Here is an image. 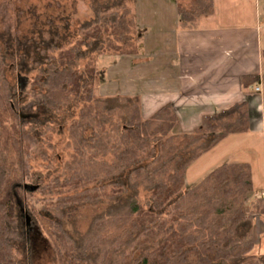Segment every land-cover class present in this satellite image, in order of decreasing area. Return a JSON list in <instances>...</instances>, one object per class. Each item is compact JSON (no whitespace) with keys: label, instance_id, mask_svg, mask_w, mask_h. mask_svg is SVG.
<instances>
[{"label":"trees","instance_id":"trees-1","mask_svg":"<svg viewBox=\"0 0 264 264\" xmlns=\"http://www.w3.org/2000/svg\"><path fill=\"white\" fill-rule=\"evenodd\" d=\"M111 5L94 4L73 42L56 31L24 42L12 60L17 74L35 72L29 93L7 79L0 47V264L18 263L19 207L46 234L57 264H264V253L253 254L251 164L221 162L190 188L184 179L186 168L224 137L249 130L246 101L178 133L169 104L144 118L135 98L96 96L97 56L137 51L132 8ZM177 12L181 27L196 28L214 12V0H178ZM259 78L245 75L242 85ZM72 97L80 106L66 123L69 154L58 169L41 153L43 132L24 111L59 110ZM39 153L50 160L46 180L31 163ZM103 199L121 201L93 216L75 240L62 225L65 210ZM263 203L258 197L253 210L264 214Z\"/></svg>","mask_w":264,"mask_h":264},{"label":"crops","instance_id":"crops-1","mask_svg":"<svg viewBox=\"0 0 264 264\" xmlns=\"http://www.w3.org/2000/svg\"><path fill=\"white\" fill-rule=\"evenodd\" d=\"M177 2L153 0L145 21L136 20L137 51L113 55L117 57L113 63L122 65L115 75L124 79L108 86L103 96L137 99L144 118L169 104L178 119L174 129L178 133L193 132L203 116L246 101L249 130L229 134L219 143L227 140L223 151L232 155L229 161L251 164L253 183L262 185L258 187L264 198V85L262 91H254L256 83L242 85L243 76L261 77L264 70V0H214V12L202 15L196 28L179 25ZM153 55H160L157 79L151 76ZM231 135L238 138L228 139ZM254 144L262 154L252 164L247 155L254 154ZM184 179L188 184L186 172Z\"/></svg>","mask_w":264,"mask_h":264},{"label":"rangeland","instance_id":"rangeland-1","mask_svg":"<svg viewBox=\"0 0 264 264\" xmlns=\"http://www.w3.org/2000/svg\"><path fill=\"white\" fill-rule=\"evenodd\" d=\"M105 1L112 4L111 6H117L119 4L129 5L136 16L135 19L139 23L145 21L147 11L150 8L149 6L153 2V0H0V47L5 51V60L8 63L5 70L7 79L12 83H17V89L20 92L29 93L35 72L32 71L23 75L17 74L13 68L12 60L14 59V55L17 57L18 54L23 52L24 42L30 38H36V41H38L41 35L49 37L53 31L58 32L62 36L64 35L66 38L75 37L74 34L79 25L93 17L94 4H101ZM137 31L134 33L135 51L137 50L138 41ZM74 37L71 38V42L74 41ZM155 51L159 52L156 49ZM113 55H128V53H101L97 56L96 96H103L108 86L111 85L113 88L118 81L124 79L122 75L121 77L115 75L116 72L122 69V65L113 63L114 59L117 58ZM159 57L160 55L157 57L155 55L152 56L153 61L151 60V62L155 67L154 73L151 75L153 79H157L161 75L160 65L159 63L156 64ZM84 61L83 59L81 64H84ZM144 61L143 59L142 62ZM262 84L264 85L263 81ZM25 99H28L27 95H25ZM79 106L80 102L76 97H72L71 104L59 110H51L44 106H35L31 111H24V119L38 131L43 132V135H41V153L44 152L47 158L50 157L54 167L58 166V169L61 162L69 154V149L64 148L68 135L66 123L71 117L76 116ZM46 126H48L47 129ZM234 138H238V136L231 135L228 137V139ZM224 141L227 140H223V142L215 145L211 150L203 153L186 168L185 172L188 178V184L185 183L186 188H190L216 165L232 159V155H227L223 151V148H225L223 147ZM239 148L245 149L243 145ZM253 150L254 154L249 152L247 158H249L248 160L252 164H255L257 160L259 161L262 151L261 147L257 144L253 145ZM44 155L37 154L31 163L40 177L43 176L44 180H46V174L49 170L47 165L50 160L45 159ZM254 186L255 192L248 193L247 204L253 211V238L255 242L253 254L259 255L264 253V216L254 211L253 205L258 197H263V194L259 193L260 188L258 186L262 185L257 180ZM116 201L121 200L103 199L93 204L87 203L71 206L65 210L61 218L62 225L75 240H78L87 230L93 216L104 212L111 204L116 203ZM18 210L22 236L14 243L18 259L17 264H57L54 251L47 240L46 234L40 230L35 220L26 216L27 213L25 210H21L20 207Z\"/></svg>","mask_w":264,"mask_h":264},{"label":"built area","instance_id":"built-area-1","mask_svg":"<svg viewBox=\"0 0 264 264\" xmlns=\"http://www.w3.org/2000/svg\"><path fill=\"white\" fill-rule=\"evenodd\" d=\"M261 86H262V80L261 77L259 78V81L256 83L254 87V91H261Z\"/></svg>","mask_w":264,"mask_h":264}]
</instances>
